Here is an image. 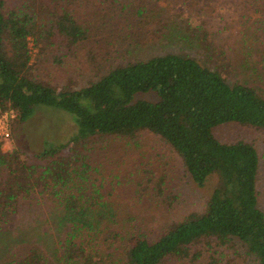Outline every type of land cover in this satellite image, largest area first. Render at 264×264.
<instances>
[{
    "label": "trees",
    "instance_id": "16d2710c",
    "mask_svg": "<svg viewBox=\"0 0 264 264\" xmlns=\"http://www.w3.org/2000/svg\"><path fill=\"white\" fill-rule=\"evenodd\" d=\"M149 1L121 0L117 10L140 15ZM39 5L0 0V106L11 107L13 120L21 122L36 106L53 105L74 114L77 130L68 141L33 153V162L0 146V221L16 212L20 196L36 191L60 207V222L68 226L59 244L63 264H226L222 248L239 256L241 249L254 264H264L257 149L249 140L225 141L213 133L230 121L264 129L258 87L246 78L228 81L220 57L210 66L171 52L116 63L78 87L52 83L42 73L61 63L87 30L69 11L47 18ZM257 73L264 82V73ZM148 89L154 100L134 97ZM140 131L167 144L196 185L215 178L200 210L171 219L152 235L114 218L96 183L99 163L82 152L91 150L94 137L112 136L125 145L139 141ZM140 187L148 193L146 184ZM159 203L169 209L172 196L163 194ZM7 264H47V258L30 246Z\"/></svg>",
    "mask_w": 264,
    "mask_h": 264
},
{
    "label": "rangeland",
    "instance_id": "374dc122",
    "mask_svg": "<svg viewBox=\"0 0 264 264\" xmlns=\"http://www.w3.org/2000/svg\"><path fill=\"white\" fill-rule=\"evenodd\" d=\"M120 2L40 0L42 16L51 18L65 9L87 30L86 37L72 46L61 63L42 73V78L78 87L116 63L171 52L210 66L217 65L220 57L228 81L246 78L264 94V82L257 77V72L264 73V0H150L148 12L140 15L119 12ZM208 49L209 57L205 55ZM134 97L154 100L156 93L148 89L135 92ZM13 119L10 137L0 140V146L2 150L18 149L27 162L36 161L32 154L44 147L68 141L77 130L74 114L53 105L36 106L21 122ZM213 133L225 141L243 138L256 147L257 204L264 211V129L230 121L216 125ZM138 135L139 141L125 145L112 136L94 137L91 150L84 147L82 152L92 163H99L96 183L114 218L140 224L152 235L171 219L200 210L215 178L196 185L167 144L147 131ZM142 184L147 185L148 193L141 189ZM163 194L172 196L167 210L159 203ZM61 216L60 207L46 195L34 191L20 196L16 212L0 221V264H7L30 246L43 251L47 264H63L59 244L68 226L60 222ZM220 250L226 264H254L241 249V258L231 249Z\"/></svg>",
    "mask_w": 264,
    "mask_h": 264
},
{
    "label": "built area",
    "instance_id": "2783aa9c",
    "mask_svg": "<svg viewBox=\"0 0 264 264\" xmlns=\"http://www.w3.org/2000/svg\"><path fill=\"white\" fill-rule=\"evenodd\" d=\"M14 117L11 107L0 106V140L6 141L10 137V122Z\"/></svg>",
    "mask_w": 264,
    "mask_h": 264
}]
</instances>
